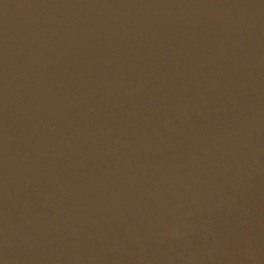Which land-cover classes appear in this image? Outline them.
I'll list each match as a JSON object with an SVG mask.
<instances>
[{
    "label": "water",
    "instance_id": "water-1",
    "mask_svg": "<svg viewBox=\"0 0 264 264\" xmlns=\"http://www.w3.org/2000/svg\"><path fill=\"white\" fill-rule=\"evenodd\" d=\"M0 264H264V0H0Z\"/></svg>",
    "mask_w": 264,
    "mask_h": 264
}]
</instances>
